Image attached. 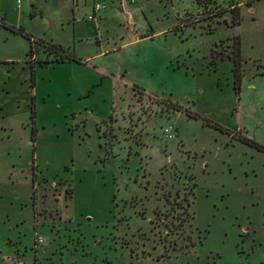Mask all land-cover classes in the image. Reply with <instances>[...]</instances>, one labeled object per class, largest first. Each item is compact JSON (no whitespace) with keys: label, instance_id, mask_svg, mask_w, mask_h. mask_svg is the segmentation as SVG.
Wrapping results in <instances>:
<instances>
[{"label":"rangeland","instance_id":"1","mask_svg":"<svg viewBox=\"0 0 264 264\" xmlns=\"http://www.w3.org/2000/svg\"><path fill=\"white\" fill-rule=\"evenodd\" d=\"M235 36L240 93L231 61L210 65ZM256 144L264 0H0V264H165L138 254L192 251L199 235L189 264H264Z\"/></svg>","mask_w":264,"mask_h":264},{"label":"flooded vegetation","instance_id":"2","mask_svg":"<svg viewBox=\"0 0 264 264\" xmlns=\"http://www.w3.org/2000/svg\"><path fill=\"white\" fill-rule=\"evenodd\" d=\"M239 4V3H238ZM240 6H238V9H234L233 11L231 10V14L230 15H232V22H233V24L234 25H236V24H239V20H240ZM201 27V26H200ZM236 39H238V41H240V50H241V56H242V46H241V40H240V37L239 36H235L234 38H233V40H235L236 41ZM236 50V44H235V42H234V44H233V50H232V53H229V54H227V55H222V57L220 58V56H217V57H219L220 58V60H217V58L213 55L212 57H213V62H211L210 63V65H212L213 67H217L218 66V63L219 62H222V61H225V60H228V59H225V60H223V58L224 57H226V56H228V55H230V56H232L233 55V53H234V51ZM229 61H231V60H229ZM243 62H245V60L243 59V57H242V65H243ZM231 63H232V65H233V67H232V75H233V85H234V73H233V69H234V64H233V62L231 61ZM36 60L33 62V63H30V66L31 65H33L34 67H36ZM245 70H244V68L242 67V79H243V76H244V74H245ZM243 81V80H242ZM242 81H241V86H240V90H239V92H236V93H240L241 92V87H242ZM234 90H235V88H234ZM195 117V118H197L198 117V115L196 116V115H191V117ZM223 129V131H225V129L224 128H222ZM227 132H229V130H227ZM176 129L174 130V136L176 137ZM168 139H173V138H168ZM243 141H246V142H249V140H247V139H243ZM258 145V146H257ZM255 148H257V149H259L260 151H264V146H261V144H256L255 146H254ZM141 152V151H140ZM140 154V153H139ZM128 155V154H127ZM130 157V156H129ZM129 157L127 158V159H129ZM143 174V173H142ZM142 176V175H141ZM144 177H146V175L144 176ZM143 177V178H144ZM142 178V177H141ZM141 178H140V176H137V174H136V178H135V181H138L139 179L141 180ZM142 181V180H141ZM52 186L54 187V188H57L58 186H57V182L56 181H54L53 183H52ZM69 187V188H68ZM67 188H66V192H67V194L69 195V196H71V194H69L70 193V191H71V189H70V186H68ZM33 188H34V191H35V194L38 192V190H37V188H35V175H34V178H33ZM193 189V191L195 192V184L194 185H192V187H191V189L189 190V193H190V191ZM67 195V196H68ZM191 196V195H190ZM34 197H35V195H34ZM35 199V198H34ZM157 199V198H156ZM191 201H193L192 200V196H191V199H190V201H189V205L190 206H192V204H193V202H191ZM33 202V201H32ZM35 202V201H34ZM128 202V201H127ZM157 205L159 204V202H160V200H158L157 199ZM129 203V202H128ZM166 203H167V201H166ZM130 204V203H129ZM134 205V204H133ZM142 205H144L143 204V202H142ZM156 207H158V206H156ZM156 209V208H155ZM158 211V210H157ZM156 210H155V212H154V216L156 215V216H159V213L157 212ZM145 210H144V207H142V211H140V214L143 216V217H145ZM36 215H37V213H36ZM192 216H194V214H193V212L192 213H190V215H189V218L192 220V222H193V219L194 218H192ZM153 219V218H152ZM152 219L150 220V225H151V222H152ZM141 230V229H140ZM140 230H138V232H140ZM135 234V233H134ZM200 236V241H199V243H197V244H192L191 245V247L190 248H193L194 247V249L195 248H198V245L199 244H201L202 243V236L201 235H199ZM43 242V239H41V237L39 236L38 237V239L36 240V245H38V244H41ZM193 249V250H194ZM174 250V249H173ZM191 251V249H189V250H187V251H183V252H179V251H173V252H171V253H163V254H160V255H156V254H154V253H151V252H149V251H147L146 250V245L144 246V249H142V253L141 254H138V255H141V256H143V257H148V256H156L157 258H161V259H165V258H169V257H171V256H173V255H189V254H191V253H193L194 251ZM43 251L45 252V251H47V247L46 246H44L43 247ZM191 251V252H190ZM132 254L134 253V252H132V251H130ZM134 254H136V253H134ZM137 255V254H136Z\"/></svg>","mask_w":264,"mask_h":264},{"label":"trees","instance_id":"3","mask_svg":"<svg viewBox=\"0 0 264 264\" xmlns=\"http://www.w3.org/2000/svg\"><path fill=\"white\" fill-rule=\"evenodd\" d=\"M5 26V24H3ZM15 31V30H14ZM15 33H23V30L19 29L16 30ZM25 36L30 39V36L25 34ZM31 40V39H30ZM32 41V40H31ZM236 44V50L234 51L233 55L226 56L223 58V60L228 59L231 60L234 64V88L236 92H239L240 86H241V81H242V56H241V50H240V41L236 39L235 41ZM31 53L33 52V44L31 43ZM50 46L53 48V53L55 54V61L56 62H64L66 60H74V61H79L80 59L77 58L76 55L71 54L67 52L61 45L53 44L50 43ZM80 62V61H79ZM48 64L50 62H47ZM30 72H31V87H35V67L33 65L30 66ZM30 118H31V124H32V129H31V136L33 142L36 139V133H37V128H36V107H35V96L32 97L31 102H30ZM197 116V115H196ZM217 128L222 129L221 126L216 125ZM258 146V145H257ZM71 194V193H69ZM190 195L192 196V200L195 197V192L193 189L190 191ZM193 202V201H191ZM194 218V216H192Z\"/></svg>","mask_w":264,"mask_h":264},{"label":"built area","instance_id":"4","mask_svg":"<svg viewBox=\"0 0 264 264\" xmlns=\"http://www.w3.org/2000/svg\"><path fill=\"white\" fill-rule=\"evenodd\" d=\"M106 7H107V6H106V4H104V3H100V2L95 3L94 6H93V14L89 15V16H88V19H91V20H92V19H95L97 13H99V12L102 11V10H105ZM174 130H175L174 125L168 127V128L165 130L166 136H167L168 138H174V137H175V136H174Z\"/></svg>","mask_w":264,"mask_h":264},{"label":"crops","instance_id":"5","mask_svg":"<svg viewBox=\"0 0 264 264\" xmlns=\"http://www.w3.org/2000/svg\"><path fill=\"white\" fill-rule=\"evenodd\" d=\"M189 255H173L169 258H165V259H160L157 261H161L160 263H165V264H189V262L187 261L186 257H188ZM155 257V256H152ZM144 259H146L145 257H142ZM220 264H222L220 262Z\"/></svg>","mask_w":264,"mask_h":264}]
</instances>
